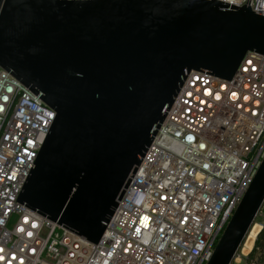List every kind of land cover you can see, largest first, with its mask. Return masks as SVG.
Segmentation results:
<instances>
[{
	"label": "water",
	"instance_id": "1",
	"mask_svg": "<svg viewBox=\"0 0 264 264\" xmlns=\"http://www.w3.org/2000/svg\"><path fill=\"white\" fill-rule=\"evenodd\" d=\"M264 54V16L219 0H0V67L55 111L18 201L97 243L187 74ZM264 157L206 264H231Z\"/></svg>",
	"mask_w": 264,
	"mask_h": 264
},
{
	"label": "built area",
	"instance_id": "2",
	"mask_svg": "<svg viewBox=\"0 0 264 264\" xmlns=\"http://www.w3.org/2000/svg\"><path fill=\"white\" fill-rule=\"evenodd\" d=\"M54 117L0 67V264H206L264 157V54L187 74L97 243L18 201Z\"/></svg>",
	"mask_w": 264,
	"mask_h": 264
},
{
	"label": "rangeland",
	"instance_id": "3",
	"mask_svg": "<svg viewBox=\"0 0 264 264\" xmlns=\"http://www.w3.org/2000/svg\"><path fill=\"white\" fill-rule=\"evenodd\" d=\"M254 224H257L258 226H260V230L262 229L263 224H264V206H262L260 208V211H259V213L257 214V216H256V218L254 220ZM249 252L248 253H243V252H241V248H240L237 251V254L235 255V257L233 258V261H232L231 264H246V256L249 254ZM260 254H261V249H255L254 252H253V255H251V258L259 257Z\"/></svg>",
	"mask_w": 264,
	"mask_h": 264
},
{
	"label": "bare ground",
	"instance_id": "4",
	"mask_svg": "<svg viewBox=\"0 0 264 264\" xmlns=\"http://www.w3.org/2000/svg\"><path fill=\"white\" fill-rule=\"evenodd\" d=\"M254 224V223H253ZM251 225V227L249 228L246 237L244 238L240 248H241V252L243 253H248L253 245H254V241L260 231V226H258L257 224ZM239 248V249H240Z\"/></svg>",
	"mask_w": 264,
	"mask_h": 264
},
{
	"label": "trees",
	"instance_id": "5",
	"mask_svg": "<svg viewBox=\"0 0 264 264\" xmlns=\"http://www.w3.org/2000/svg\"><path fill=\"white\" fill-rule=\"evenodd\" d=\"M255 249H261V252L264 251V224L262 229L260 230V232L258 233L254 245L251 249V251L249 252V254L247 255L248 258H251V255H253V252Z\"/></svg>",
	"mask_w": 264,
	"mask_h": 264
},
{
	"label": "snow or ice",
	"instance_id": "6",
	"mask_svg": "<svg viewBox=\"0 0 264 264\" xmlns=\"http://www.w3.org/2000/svg\"><path fill=\"white\" fill-rule=\"evenodd\" d=\"M146 219V218H145ZM29 235H31V233H29ZM0 259H3V257H0Z\"/></svg>",
	"mask_w": 264,
	"mask_h": 264
}]
</instances>
